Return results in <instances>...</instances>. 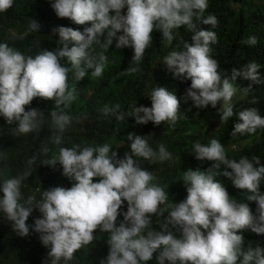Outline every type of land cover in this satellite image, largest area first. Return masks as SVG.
Instances as JSON below:
<instances>
[{"label": "clouds", "instance_id": "9594fccd", "mask_svg": "<svg viewBox=\"0 0 264 264\" xmlns=\"http://www.w3.org/2000/svg\"><path fill=\"white\" fill-rule=\"evenodd\" d=\"M17 1L20 42L0 40V137L46 134L32 191L28 166L1 180L3 236L40 264H264V0H0V13ZM146 57L155 83L128 108L125 76ZM81 88L105 98L106 123H131L108 138L76 126ZM38 98L55 101L49 115Z\"/></svg>", "mask_w": 264, "mask_h": 264}, {"label": "trees", "instance_id": "16d2710c", "mask_svg": "<svg viewBox=\"0 0 264 264\" xmlns=\"http://www.w3.org/2000/svg\"><path fill=\"white\" fill-rule=\"evenodd\" d=\"M22 10L21 5L17 1L15 2L14 7L9 9L6 12L0 13V40L1 39H8L13 36L15 33L17 37H21V30L18 23V19L22 16ZM20 39L17 41H14L15 44L19 43ZM46 41H49L45 39ZM50 42V41H49ZM255 54L257 58H259L262 62H264V50H257L255 51ZM156 60L145 58V61L141 64L138 70L129 72L126 76L129 79H136L137 81H140L143 83L142 85H138L139 91L142 93V89L144 88L146 91L155 83L153 79H151V76L149 74L151 67L155 64ZM125 76V95L128 97V99L138 100L134 96H130V91L127 87V77ZM95 85L100 86L103 83L102 78H95L93 79ZM167 80L171 86H173L175 83L172 78L167 76ZM69 88L72 89L73 85L71 82H68ZM146 101V96L144 95L140 100L132 102L129 104V107H136L141 104H143ZM78 102L79 104H74L77 106L72 107L70 109V112L73 116L72 119L78 121V117H81L82 114H86L88 117H86L85 122H94L97 124V126L100 129V132L103 134L105 138H108L115 134L118 129L123 128L124 126L129 125L131 123L128 120H124L123 122L119 120H115L113 122L106 123L105 118L109 114H104L102 112V109L105 105L109 104L105 101V98L99 97L97 95H90L89 91L85 89L82 91L78 96ZM34 105L37 109L44 110L45 108H48V110L52 111L55 108V101L54 100H46L43 98H38V100L34 101ZM82 105V106H81ZM86 108V109H85ZM91 109H93V112H100L101 117L97 118L94 113H90ZM187 109V115L191 117L195 121H202L204 119V116L206 115L205 112H200L194 108H186ZM78 113L80 115L78 116ZM142 115V113H141ZM76 124V123H75ZM77 126V125H76ZM55 130L48 129L47 133H54ZM44 133L40 134H30L27 136H13L10 134H4L2 137H0V145L2 146V149L4 150V155L0 156V160H3V165L0 163V184L1 180L9 175L17 174L22 172L21 170H25V168L28 166L31 168V173L28 175L27 178V184L25 185L22 181L21 189L25 192V195H28L27 190L29 187L33 185V182H40V179L38 177V170L37 163H39L40 157L42 155V151L40 150L41 142L43 140ZM37 136L40 139V145L32 146L30 142L26 141L27 137H35ZM8 151H12L14 153V156L10 157L7 155ZM32 157H38V161L34 162L33 164L29 165L28 161ZM13 177H16L15 175ZM16 237L15 236H9L4 237L3 233L0 231V264H7L6 260L11 258L12 260H15L18 264H40L39 259L33 254V252L29 250H22L16 248ZM8 245V246H7ZM14 248V253L12 256H9L7 254H4L2 250L6 248ZM75 264H95V259L90 256H82L78 259H76Z\"/></svg>", "mask_w": 264, "mask_h": 264}, {"label": "rangeland", "instance_id": "374dc122", "mask_svg": "<svg viewBox=\"0 0 264 264\" xmlns=\"http://www.w3.org/2000/svg\"><path fill=\"white\" fill-rule=\"evenodd\" d=\"M17 35L16 34H13V36H12V38L14 39V40H18L17 38ZM71 45V44H70ZM104 68H108L107 66H105L104 65ZM157 69V66L154 64L152 67H151V73L153 72V71H155ZM74 84H75V80L74 79H72V85H73V88L75 89V87H74ZM138 85H142L143 86V83L142 82H140V81H137L136 79H129L128 78V81H127V87H128V89H129V91H130V96H134L135 98H137L138 100H140L143 96H144V94L143 93H141L140 91H139V89H138ZM75 94H76V92H75ZM240 97H241V99L242 100H244V95L243 94H241L240 95ZM76 102H78V99H77V101ZM79 104V103H78ZM82 106V105H81ZM61 107H63V106H61ZM71 106L69 105L67 108H70ZM86 109V108H85ZM90 113H91V115H92V113H94L95 114V116L97 117V118H99V117H101V114H100V112H93V109H91V111H90ZM45 115H49V110H48V108H46L45 109ZM80 115V113H78V116ZM86 117H88L86 114H82V116L81 117H78V121L76 122V125L78 126V127H80V128H83L84 126H85V119H86ZM73 123V122H72ZM41 127H42V124H41ZM161 130H158L156 133H155V135L157 136V137H160L161 136ZM216 133V131L215 130H210V131H208V132H205V133H201V134H199L198 135V137H207V136H211V135H214ZM46 134V131H44V135ZM251 141V140H250ZM253 141V140H252ZM248 141L247 140H239L236 144H235V148L234 149H236V152H240V148H241V145L242 144H245V143H247ZM125 143V141L124 140H121L120 142H117V144H119V145H123ZM40 150H42V147H40ZM7 155L8 156H10V157H12V156H14V153L12 152V151H8L7 152ZM46 155V154H45ZM1 165H3V163H1ZM158 171H161V169H159L158 167L156 168ZM41 175L42 176H45L46 175V172H45V170H41ZM32 191V188H29L28 190H27V193H29V192H31ZM17 249H22V250H29V251H31V252H33V251H35V249L32 247V245L30 244V243H28V242H25L24 240H23V237L22 236H20V235H18V245H17ZM4 254H7V255H9V256H12L13 254H12V252H10V251H6V250H4V251H2ZM7 264H12V262H11V260L7 263ZM67 264H72V261H69V262H67Z\"/></svg>", "mask_w": 264, "mask_h": 264}]
</instances>
